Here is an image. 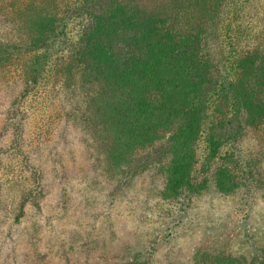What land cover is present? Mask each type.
Wrapping results in <instances>:
<instances>
[{
  "label": "trees",
  "instance_id": "16d2710c",
  "mask_svg": "<svg viewBox=\"0 0 264 264\" xmlns=\"http://www.w3.org/2000/svg\"><path fill=\"white\" fill-rule=\"evenodd\" d=\"M37 93L54 95L60 136L75 122L106 171L147 176L164 201L264 186V0H0V138L22 140Z\"/></svg>",
  "mask_w": 264,
  "mask_h": 264
},
{
  "label": "rangeland",
  "instance_id": "374dc122",
  "mask_svg": "<svg viewBox=\"0 0 264 264\" xmlns=\"http://www.w3.org/2000/svg\"><path fill=\"white\" fill-rule=\"evenodd\" d=\"M54 102L52 93H37L21 107L22 140L0 138V264H196L199 251L264 256V186L253 199L210 186L184 204L164 201L147 176L126 182L106 171L75 122L60 136L57 123L49 125ZM29 190L37 204L28 201L15 221Z\"/></svg>",
  "mask_w": 264,
  "mask_h": 264
}]
</instances>
